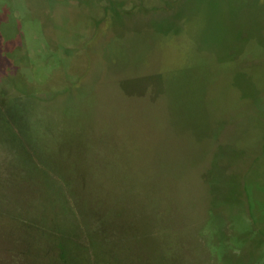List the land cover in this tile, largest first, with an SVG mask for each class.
I'll list each match as a JSON object with an SVG mask.
<instances>
[{
  "label": "rangeland",
  "instance_id": "374dc122",
  "mask_svg": "<svg viewBox=\"0 0 264 264\" xmlns=\"http://www.w3.org/2000/svg\"><path fill=\"white\" fill-rule=\"evenodd\" d=\"M0 264H264V0H0Z\"/></svg>",
  "mask_w": 264,
  "mask_h": 264
}]
</instances>
